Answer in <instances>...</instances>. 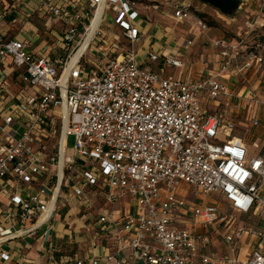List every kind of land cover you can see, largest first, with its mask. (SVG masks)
I'll list each match as a JSON object with an SVG mask.
<instances>
[{
  "label": "built area",
  "instance_id": "obj_1",
  "mask_svg": "<svg viewBox=\"0 0 264 264\" xmlns=\"http://www.w3.org/2000/svg\"><path fill=\"white\" fill-rule=\"evenodd\" d=\"M4 1L0 27L23 0ZM133 4L43 0V17L64 31L58 43L65 54L58 58L0 33V103L17 100L0 108V219L11 227L33 222L27 231L34 233L52 225L71 194L79 205L68 212L85 214L88 231L110 243L107 255L90 264H264V119H234L227 110L233 92L221 79L231 70H262L264 44L218 37L217 73L187 81L164 76L139 60ZM173 6L177 22L193 16L191 2ZM109 11L122 37L104 29ZM196 26L208 28L199 17ZM148 55L156 62L161 56ZM6 65L18 71L16 93ZM59 121L54 152L48 145ZM69 136L76 139L71 147ZM183 182L194 187V199L179 194ZM98 195L104 206L95 204ZM242 216L251 224L241 223ZM13 233L0 226L1 237Z\"/></svg>",
  "mask_w": 264,
  "mask_h": 264
},
{
  "label": "crops",
  "instance_id": "obj_2",
  "mask_svg": "<svg viewBox=\"0 0 264 264\" xmlns=\"http://www.w3.org/2000/svg\"><path fill=\"white\" fill-rule=\"evenodd\" d=\"M8 1L10 0H5L3 4ZM42 1L23 0L18 9L6 16L5 25L0 27V33L10 38L27 41L30 45L28 49L35 54L50 55L53 58L62 57L65 51L58 43V38L64 32L62 25L54 20L46 21L41 14ZM51 1L66 5L75 2V0ZM81 1L83 4L88 0ZM128 1L135 3L133 4L136 13L134 24L142 34L141 40L136 44L140 62L152 65L156 72L164 76H173L186 81L199 79L208 73H217L221 69L223 57L220 48L218 49L213 41L218 37L227 41L232 40L213 33L209 26L206 30H201L192 21L194 15L186 21L177 22L174 17V3H170L173 0ZM179 1L181 3L184 0ZM174 22L177 26H173ZM179 23H187V30L181 28ZM104 25H106L103 27L107 33L122 37L121 30L113 24L112 11L107 13ZM182 30L187 31V34L182 33ZM188 41H192V44H188ZM124 44L127 48L128 42L125 41ZM149 52H157L161 55L160 59L157 62L151 61ZM166 56L179 60L181 64L174 65L166 62ZM243 60V57H240L233 63L241 64ZM6 72L10 75L8 76L10 90L14 93L18 92L21 88L18 71H13L12 66L6 65ZM234 78H237L241 85L248 84L250 87L247 85L243 92L238 94L239 89L231 87L230 84ZM221 79L228 83L233 92V95L228 98L230 106L227 110L234 119L244 124H249L253 118L264 119V104L260 102V99L264 101V68L259 70L253 67L238 74L231 70L222 74ZM253 91H256V97ZM7 100L9 103L7 105L0 103V108L7 109L17 103V100L11 97ZM224 101L225 99L222 103ZM210 107L217 108V106ZM224 107V104L219 106L221 109ZM34 188L22 191L25 193ZM13 189L12 187L11 190ZM8 199L4 197L3 201L7 203ZM67 200L70 207L77 208L79 205L78 199L71 194H67ZM69 205L62 206L66 208L63 214L60 212L62 208L59 209L50 227L45 224L34 233L27 231L33 222L11 227L9 222L0 219V226L11 228L15 234V236H0V264H79L81 261L82 264H90L92 258H104L111 249L110 243L99 233L88 231L86 224L81 220L85 214L72 215L68 212ZM3 253L9 255V260L2 258Z\"/></svg>",
  "mask_w": 264,
  "mask_h": 264
},
{
  "label": "rangeland",
  "instance_id": "obj_3",
  "mask_svg": "<svg viewBox=\"0 0 264 264\" xmlns=\"http://www.w3.org/2000/svg\"><path fill=\"white\" fill-rule=\"evenodd\" d=\"M177 1L179 0H176V1L173 0V1H170V3H176ZM184 1L189 2V3L191 2L193 5L192 13L194 17H192V21L195 25L197 22V18H196L197 16L199 18H202L208 24V26L211 28L213 33L227 37V39L236 41L243 37L247 41L249 46L252 45L254 42H260V41L264 44V36H263L264 29H261L262 27L259 26L260 22L264 21V0H246L247 3L242 6L239 12L235 13L234 19H231L230 17L225 16L224 14L219 12L217 9H215L213 6L207 3H204L202 0H184ZM168 12H170V10H168ZM258 20L259 22H257ZM175 24L176 22H174L173 26H177ZM179 24L178 25L181 28H184L185 30H187L188 28L187 23L185 24L179 23ZM105 26L106 25H104V27ZM167 26H169V24ZM252 29H255V30H252ZM182 33L187 34V31L182 30ZM121 44L124 45L122 41H121ZM88 66L90 68H93V65L90 63L88 64ZM230 84H231V87L239 89L238 94H241V91L248 85V84L241 85V82L237 78H234L233 81L230 82ZM61 128H62V123L59 121L57 124V134L54 137V139H51L49 141L48 147L51 151H54V152L57 151L58 142L61 139L60 138ZM75 140L76 139L74 138V136L68 137L67 143L69 147L74 145ZM179 189H180L179 194L182 196H186V197L189 196L190 199H194L196 196L194 187H191L190 185H187L184 182L181 183V186ZM200 196L201 195H199V197H196V199L200 200ZM95 204L97 206H104L105 201L101 199L100 195H98V197L96 198ZM61 208L62 209L60 210V212L61 214H63L66 211V208H63V207ZM94 210L97 211L96 208H94ZM240 222L243 224H248V225L251 224L247 216L240 217Z\"/></svg>",
  "mask_w": 264,
  "mask_h": 264
},
{
  "label": "water",
  "instance_id": "obj_4",
  "mask_svg": "<svg viewBox=\"0 0 264 264\" xmlns=\"http://www.w3.org/2000/svg\"><path fill=\"white\" fill-rule=\"evenodd\" d=\"M217 9L219 12L224 14L231 19L235 18V13L239 12L246 0H202Z\"/></svg>",
  "mask_w": 264,
  "mask_h": 264
},
{
  "label": "bare ground",
  "instance_id": "obj_5",
  "mask_svg": "<svg viewBox=\"0 0 264 264\" xmlns=\"http://www.w3.org/2000/svg\"><path fill=\"white\" fill-rule=\"evenodd\" d=\"M83 51V49H81V51H80V53ZM80 53H78L75 57H74V60H76L77 58H78V56H79V54ZM66 126H67V122H66V124H65V128H64V133H63V142H64V144H65V141H66V136H65V129H66ZM62 156H61V165H63V162H64V147H63V150H62V154H61ZM62 175H63V172H62V170L60 171V176L62 177Z\"/></svg>",
  "mask_w": 264,
  "mask_h": 264
},
{
  "label": "trees",
  "instance_id": "obj_6",
  "mask_svg": "<svg viewBox=\"0 0 264 264\" xmlns=\"http://www.w3.org/2000/svg\"><path fill=\"white\" fill-rule=\"evenodd\" d=\"M261 29H264V27H262ZM261 35V34H260ZM264 36V35H263ZM260 43H262L261 41H260ZM59 131V130H58Z\"/></svg>",
  "mask_w": 264,
  "mask_h": 264
}]
</instances>
